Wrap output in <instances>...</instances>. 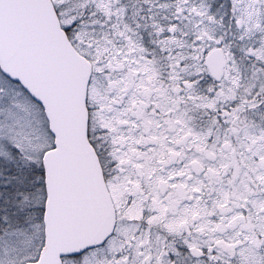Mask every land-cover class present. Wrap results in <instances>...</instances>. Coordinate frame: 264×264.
Wrapping results in <instances>:
<instances>
[{
  "label": "snow or ice",
  "instance_id": "1",
  "mask_svg": "<svg viewBox=\"0 0 264 264\" xmlns=\"http://www.w3.org/2000/svg\"><path fill=\"white\" fill-rule=\"evenodd\" d=\"M0 264H264V0H0Z\"/></svg>",
  "mask_w": 264,
  "mask_h": 264
}]
</instances>
